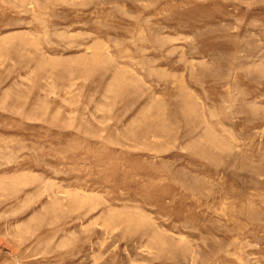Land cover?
I'll return each instance as SVG.
<instances>
[{
  "label": "rangeland",
  "instance_id": "374dc122",
  "mask_svg": "<svg viewBox=\"0 0 264 264\" xmlns=\"http://www.w3.org/2000/svg\"><path fill=\"white\" fill-rule=\"evenodd\" d=\"M0 264H264V0H0Z\"/></svg>",
  "mask_w": 264,
  "mask_h": 264
}]
</instances>
